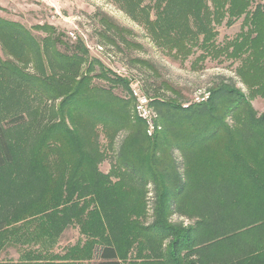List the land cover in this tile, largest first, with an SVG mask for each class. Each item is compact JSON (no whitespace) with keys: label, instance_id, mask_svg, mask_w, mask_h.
<instances>
[{"label":"trees","instance_id":"obj_1","mask_svg":"<svg viewBox=\"0 0 264 264\" xmlns=\"http://www.w3.org/2000/svg\"><path fill=\"white\" fill-rule=\"evenodd\" d=\"M113 2L176 62L236 61L248 95L221 83L185 103L168 84L173 97L146 82L150 136L127 98L129 79L92 58L82 38L0 17V255L16 248V264H264V113L251 101L264 99V0ZM242 19L236 38L219 44L217 28ZM100 22L113 45L132 35L108 16ZM73 228L80 240L56 252Z\"/></svg>","mask_w":264,"mask_h":264},{"label":"rangeland","instance_id":"obj_2","mask_svg":"<svg viewBox=\"0 0 264 264\" xmlns=\"http://www.w3.org/2000/svg\"><path fill=\"white\" fill-rule=\"evenodd\" d=\"M102 15L108 16L120 27L130 30L132 35H127L124 39L117 38V45L109 43L101 37ZM0 17L20 22L30 29L37 25L51 24L60 32L66 33L72 41L82 38L92 58L100 60L116 75L129 79L131 92H128L127 98L132 100L135 98L133 89L143 86L146 82H150L155 88H162L160 92L167 97H173L175 95L165 89V84H168L179 92L185 103L202 101V96L207 99L208 90L221 83L235 85L248 95L247 89L236 76V61L226 59L220 62L208 59L199 64V69L193 67L196 57H191L185 63L176 62L159 50L151 42L146 31L128 17L113 0H49L48 3L39 0H0ZM242 23L243 19L231 27L226 24L218 27L217 42L223 44L236 38L241 32ZM70 33H74L75 38H72ZM34 34L44 36L36 31ZM0 55L3 56L1 47ZM136 60L147 62L151 68L136 63ZM102 82L97 80V84ZM122 91L123 89L117 88L115 92L126 96ZM251 101L259 114L264 113V99L256 98ZM136 103L134 99V113L139 116L135 111ZM150 108L153 111V107ZM110 165V162L106 161L101 165V171L109 172ZM172 222L188 224L179 218L172 219ZM79 240L77 229L67 230L61 237L56 252H62ZM19 259L20 252L13 247L0 255V263L16 264Z\"/></svg>","mask_w":264,"mask_h":264},{"label":"built area","instance_id":"obj_3","mask_svg":"<svg viewBox=\"0 0 264 264\" xmlns=\"http://www.w3.org/2000/svg\"><path fill=\"white\" fill-rule=\"evenodd\" d=\"M43 3H48L49 0H39ZM72 38H75L74 33H70ZM133 94L136 99V107L135 110L140 118H142L148 125V134L151 136L155 130V122L153 111L150 108V99L146 97L140 88L133 89Z\"/></svg>","mask_w":264,"mask_h":264}]
</instances>
